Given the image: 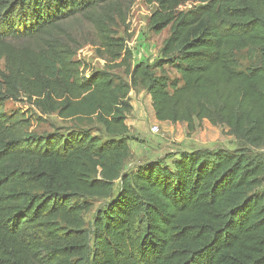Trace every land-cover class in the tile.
I'll return each instance as SVG.
<instances>
[{
	"label": "trees",
	"instance_id": "trees-1",
	"mask_svg": "<svg viewBox=\"0 0 264 264\" xmlns=\"http://www.w3.org/2000/svg\"><path fill=\"white\" fill-rule=\"evenodd\" d=\"M131 1L0 0V264H264V159L196 150L127 170L126 122L139 84L158 121L192 132L208 119L264 149V0H145L150 28H169L154 63H133L114 30ZM79 15L129 80L76 58L66 24ZM243 51L258 62L243 67ZM50 115L76 124L35 132Z\"/></svg>",
	"mask_w": 264,
	"mask_h": 264
},
{
	"label": "rangeland",
	"instance_id": "rangeland-1",
	"mask_svg": "<svg viewBox=\"0 0 264 264\" xmlns=\"http://www.w3.org/2000/svg\"><path fill=\"white\" fill-rule=\"evenodd\" d=\"M194 5H198V3L185 2L181 5L180 10L190 9ZM130 6L127 19L130 20V23L129 21L126 23L121 21L114 27V30L118 37L123 36L129 41L133 63L142 60L154 63L159 59L160 49L169 34V28L164 29L161 33H156L150 28V17L156 7L150 6L145 0H132ZM66 27L77 42L78 53L76 58H83L91 62L98 70L109 68L118 78L129 80L125 67L117 66L118 61L114 62L106 57L98 56L96 49L100 46V41L98 40L97 28L84 15H79L70 20ZM239 58L243 67L258 62L254 51H243L239 54ZM0 69H5L3 59H0ZM165 70L170 80L178 77L177 72L171 66L165 65ZM129 98L133 110L126 120L130 126L128 137L131 145L127 170H136L139 166L158 160H165L170 166H173L175 160H178L182 154L196 150L206 152L221 150V148L235 149L234 151L247 150L251 156L264 159V149L245 146L240 140H236L237 138L231 130H226L224 127L221 129L220 125L212 127L203 124V121H197L196 129L189 132L186 122L158 121L155 117L151 95L143 85H135L129 94ZM6 104L8 112L19 110L21 107H30L29 104L22 102L9 101ZM46 118L47 120L41 125L33 127V130L38 134L52 133L57 129H63L62 131L65 132L73 124H76L60 119L57 115L46 116ZM81 123V126L92 128L96 133L97 130L102 129L98 123L87 121ZM155 127H159V130L155 131ZM120 185L119 182H116V191ZM261 191L264 192V186ZM108 201L107 198L104 200L94 199L95 207L85 214L87 224L91 225L97 211L105 209Z\"/></svg>",
	"mask_w": 264,
	"mask_h": 264
},
{
	"label": "crops",
	"instance_id": "crops-1",
	"mask_svg": "<svg viewBox=\"0 0 264 264\" xmlns=\"http://www.w3.org/2000/svg\"><path fill=\"white\" fill-rule=\"evenodd\" d=\"M156 117V116H155ZM187 123V122H186ZM188 124V123H187ZM203 124H205V125H210V126H212V127H215L216 125H214V124H212L211 123V121L210 120H208V119H204V121H203ZM222 128L221 129H223V127L226 129V130H230V128L227 126V125H220ZM217 128V127H216ZM217 129H219V128H217ZM221 131V130H220ZM236 140H239V139H236ZM224 148V147H223ZM221 150H229V151H234L235 149H226V148H224V149H222L221 148ZM218 151V150H217Z\"/></svg>",
	"mask_w": 264,
	"mask_h": 264
},
{
	"label": "built area",
	"instance_id": "built-area-1",
	"mask_svg": "<svg viewBox=\"0 0 264 264\" xmlns=\"http://www.w3.org/2000/svg\"><path fill=\"white\" fill-rule=\"evenodd\" d=\"M159 130V127H155V131H158Z\"/></svg>",
	"mask_w": 264,
	"mask_h": 264
}]
</instances>
